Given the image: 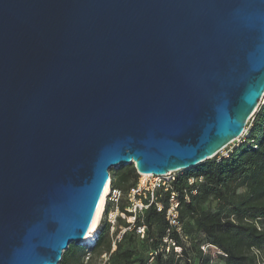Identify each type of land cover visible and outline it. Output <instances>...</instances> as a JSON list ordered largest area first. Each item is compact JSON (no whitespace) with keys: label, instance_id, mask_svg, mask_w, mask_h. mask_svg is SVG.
<instances>
[{"label":"water","instance_id":"water-1","mask_svg":"<svg viewBox=\"0 0 264 264\" xmlns=\"http://www.w3.org/2000/svg\"><path fill=\"white\" fill-rule=\"evenodd\" d=\"M263 100L264 0H0V264L88 247L111 169L194 168Z\"/></svg>","mask_w":264,"mask_h":264},{"label":"trees","instance_id":"trees-1","mask_svg":"<svg viewBox=\"0 0 264 264\" xmlns=\"http://www.w3.org/2000/svg\"><path fill=\"white\" fill-rule=\"evenodd\" d=\"M247 135L227 156L217 155L194 168L182 170L156 189L157 200L137 224L146 227L140 239L134 229L112 239L105 221L91 246L70 244L58 264H94L107 254L104 264H264V100L247 121ZM111 186L126 193L139 178L133 164L109 171ZM173 194L178 202L179 230L171 227L165 210ZM125 203L119 204L123 210ZM111 205L106 203L105 211ZM130 214V213H127ZM118 225L128 223L117 216ZM115 248H112V241ZM213 247L215 258L203 247ZM178 249L177 251L175 249ZM88 254L87 258L85 255Z\"/></svg>","mask_w":264,"mask_h":264},{"label":"built area","instance_id":"built-area-1","mask_svg":"<svg viewBox=\"0 0 264 264\" xmlns=\"http://www.w3.org/2000/svg\"><path fill=\"white\" fill-rule=\"evenodd\" d=\"M245 133H246V129L244 130V134ZM227 155L228 153H226L224 156ZM170 173L171 172H168L165 175L150 174L149 176L145 177V179H139L138 182L133 187H131L126 193H123L121 190L117 188H113L111 186V176H110L108 181L109 189L105 197L100 220L103 218L110 224L109 232L111 235L115 230L114 222L116 221L117 216H119L121 219H126L125 221L128 223L127 226L118 225L119 231L117 232V234H115L112 237V239H120L121 234L123 232L131 229H134L136 231V234L140 239H143L145 237V230H146L145 225L143 223L137 224L135 222V219L136 217H138L141 220L143 216V212L152 203L155 204L156 209L158 211H161L163 209L162 203H160L157 200L155 191L157 188L161 186L164 187V190L167 189V184L174 179V177H169ZM149 177H151L153 181H149L150 180ZM122 201H125V207L123 210H120L119 204ZM107 202L110 203L111 208L109 209V211L106 212L105 207ZM165 214L169 225L179 230L178 202L173 194L170 195L169 204L165 210ZM114 248H115V241L113 240L111 250H113ZM152 256H153L152 253H150V257L147 260L148 264L152 262ZM101 257H102L101 264H104L105 261L107 260V254L104 253L101 255Z\"/></svg>","mask_w":264,"mask_h":264},{"label":"rangeland","instance_id":"rangeland-1","mask_svg":"<svg viewBox=\"0 0 264 264\" xmlns=\"http://www.w3.org/2000/svg\"><path fill=\"white\" fill-rule=\"evenodd\" d=\"M262 102H263V101H262ZM246 135H247V128H246V133L244 134L243 137H245ZM241 138H242V137H240L239 139L234 140V141H232L231 143H229L224 149H222V150L218 153L217 156L220 157V156H224L226 153H229L230 150H231L233 147H235L236 145H238V144L240 143ZM228 150H229V151H228ZM110 171H111V170H110ZM181 171H182V170H181ZM181 171H173V172L170 173L169 177H174V178H175L176 175H177L178 173H180ZM139 179H145V177H142V176L139 174V178H138V180H139ZM149 179H150L149 181H153V179H152L151 177H149ZM122 202L125 203V201H122ZM124 220H126V219H124ZM103 221H104L103 218H102L101 220H99V222L97 223V226H96V230H98V229L100 228V226H101V224L103 223ZM105 221H106V220H105ZM118 224H119L118 219H116V221L114 222V227H115V229H118V231H119ZM78 246H80V248H83V247H84L83 245H78ZM175 250L177 251L178 249L176 248ZM203 250H204V251H210L211 256H212L213 258H215L216 250H215L213 247H209V248H207V247L205 246V247H203ZM87 256H88V254L85 255V258H84V259H86ZM101 263H102V257H99V258H97V259L94 261V264H101ZM212 264H222V263L217 262L215 259H213Z\"/></svg>","mask_w":264,"mask_h":264},{"label":"bare ground","instance_id":"bare-ground-1","mask_svg":"<svg viewBox=\"0 0 264 264\" xmlns=\"http://www.w3.org/2000/svg\"><path fill=\"white\" fill-rule=\"evenodd\" d=\"M141 175H142V177H147L150 174H141ZM108 189H109V185L107 183L105 188H104V191L102 193V196L100 198V201L98 203V206L96 208V211L94 213V216H93V219L91 221V224H90V226L88 228V231H87V233H86V235L84 237L83 242H84L85 245L88 244L90 246L95 241V239L97 237L96 226H97V223L100 220V216H101V213H102L105 197H106V195L108 193Z\"/></svg>","mask_w":264,"mask_h":264}]
</instances>
